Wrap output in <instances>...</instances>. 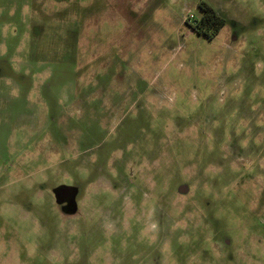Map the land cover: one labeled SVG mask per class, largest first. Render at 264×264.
I'll use <instances>...</instances> for the list:
<instances>
[{"label": "rangeland", "instance_id": "1", "mask_svg": "<svg viewBox=\"0 0 264 264\" xmlns=\"http://www.w3.org/2000/svg\"><path fill=\"white\" fill-rule=\"evenodd\" d=\"M0 264H264V0H0Z\"/></svg>", "mask_w": 264, "mask_h": 264}, {"label": "trees", "instance_id": "2", "mask_svg": "<svg viewBox=\"0 0 264 264\" xmlns=\"http://www.w3.org/2000/svg\"><path fill=\"white\" fill-rule=\"evenodd\" d=\"M205 15L200 19L199 28L208 38H214L221 27L224 25V19L212 7L204 8Z\"/></svg>", "mask_w": 264, "mask_h": 264}, {"label": "flooded vegetation", "instance_id": "3", "mask_svg": "<svg viewBox=\"0 0 264 264\" xmlns=\"http://www.w3.org/2000/svg\"><path fill=\"white\" fill-rule=\"evenodd\" d=\"M203 34V33H202ZM66 195H65V200H71L72 198H71V196L70 195H68L67 193H65Z\"/></svg>", "mask_w": 264, "mask_h": 264}]
</instances>
